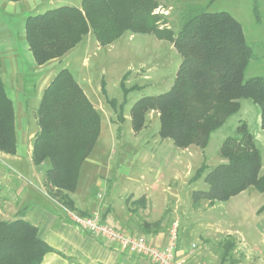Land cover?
I'll return each instance as SVG.
<instances>
[{
	"label": "trees",
	"instance_id": "trees-1",
	"mask_svg": "<svg viewBox=\"0 0 264 264\" xmlns=\"http://www.w3.org/2000/svg\"><path fill=\"white\" fill-rule=\"evenodd\" d=\"M157 6L155 0H83L81 8L64 6L29 16L26 40L36 63L43 66L74 49L91 29L105 46L126 31L172 39L182 57L174 85L169 92L134 105V132L146 127L150 111H157L162 139H172L181 149H206L212 134L240 110L241 100L259 106L264 129V77L245 78L253 53L241 23L229 13H209L192 6L175 37L156 25L153 12ZM1 64L0 54V151L13 155L17 151L15 110L2 80ZM38 117L41 130L35 139L34 164L49 163L46 181L51 194L65 208L73 209L70 195L77 191L82 167L100 138V114L73 74L64 69L44 91ZM238 133L240 138H228L222 145L226 163L206 175L209 189L194 192L195 206L203 200L228 202L250 187L264 195L261 150L246 126ZM206 170H199L195 179ZM23 217L24 213L20 219L0 222V264H43L45 255L54 251Z\"/></svg>",
	"mask_w": 264,
	"mask_h": 264
},
{
	"label": "rangeland",
	"instance_id": "rangeland-1",
	"mask_svg": "<svg viewBox=\"0 0 264 264\" xmlns=\"http://www.w3.org/2000/svg\"><path fill=\"white\" fill-rule=\"evenodd\" d=\"M3 1L6 3L2 5ZM155 1L158 3L153 12L156 25L160 30L173 32L175 37L192 6L209 13L226 12L232 15L241 23L253 53L245 78L264 77V0ZM49 2L39 8V12H30L31 2L25 4L24 0L22 10L15 7L17 10L12 14L11 3L15 2L0 0V26H3L2 30L11 31L3 32L1 36L6 48L11 46L6 36L12 38L22 31L21 14L37 15L64 6L81 8L83 0ZM83 40L63 57L52 60L61 64L60 69L71 62V66L65 68L74 74L90 70L91 92L84 93L101 118L100 138L91 154L97 163H84L80 192L85 196L95 193L94 179L103 182L104 188H111L114 184V192L119 194L114 195L112 203L122 210L128 208L130 212L132 207L127 200L128 193L120 192L133 190L146 180L147 186L156 184L166 192L168 197L163 199L160 208L162 221L166 225L171 222V227L178 224L179 238L185 232L191 235L197 264H264V212L259 213L264 205L263 194L250 187L224 203L203 200L195 206L193 199L194 192L209 189L206 175L218 165L226 163L221 154L222 145L228 138H240L238 130L243 125L261 150L264 168V129L259 106L250 100H241L240 110L212 134L206 149L198 146L181 149L172 139H162L157 111L147 114L146 127L136 133L131 118L134 105L143 98L165 94L174 85L182 57L172 39L158 38L153 32L126 31L121 38L105 46L97 41L91 29ZM24 94L27 105L34 106L33 110L29 109L28 115L39 127V134L38 110L44 92ZM203 167L208 170L201 178L195 179ZM110 192L111 189L107 193L102 192L99 199L101 204L111 198ZM168 200L176 205L167 211ZM68 212L83 218L91 217L81 216L74 207ZM22 213L24 211H19L13 219H20ZM13 219L0 217V222Z\"/></svg>",
	"mask_w": 264,
	"mask_h": 264
},
{
	"label": "crops",
	"instance_id": "crops-1",
	"mask_svg": "<svg viewBox=\"0 0 264 264\" xmlns=\"http://www.w3.org/2000/svg\"><path fill=\"white\" fill-rule=\"evenodd\" d=\"M22 1L24 0L11 3L12 14L17 10L15 7L23 6ZM29 1L32 6L30 12H39V8L50 3V0H25V4ZM5 3L3 1L2 5ZM21 15L22 31L18 35L14 34L12 38L6 36L10 30H2L3 26H0L1 76L7 95L13 101L17 134L16 153L10 155L0 151V217L12 220L19 211H24L23 219L37 227L40 238L54 249L45 255L43 264H154L119 244L107 242L83 231L70 219L68 209L61 203L60 198L51 194L46 181L49 163L45 162L39 166L34 164V144L39 127L28 115L29 109L33 110L34 106L27 105L24 92H44L58 73L70 67L72 63L67 62L63 69H60L61 64L55 61L39 66L26 40L25 24L27 18L32 15L28 13ZM3 32H6L5 36L8 37L6 39L11 41L8 48L2 41ZM70 72L83 92H91L90 70L82 71L80 74ZM28 84L31 85L27 86ZM86 162L95 165L97 163L92 156ZM261 172L264 174V168ZM145 181L133 190L126 189L120 192L128 193L127 200L129 199L132 207L130 212L128 208L122 210L112 203L114 195L119 194H115L114 184L111 188L110 186L104 188V183L97 179H94L93 183L95 193L91 195H83L78 184L77 191L70 195L74 202V210L81 216L99 215L104 223L120 231L155 246L165 247L175 227H171V222L166 225L162 221L160 208L164 203L163 199L168 196L158 185L147 186ZM109 189L112 191L111 198L101 204L102 201L99 199L102 192L107 193ZM167 203L168 211L175 203L172 204L169 200ZM156 223L160 225L155 226ZM193 246L191 235L183 233L178 238V258L185 260L187 264H197Z\"/></svg>",
	"mask_w": 264,
	"mask_h": 264
},
{
	"label": "built area",
	"instance_id": "built-area-1",
	"mask_svg": "<svg viewBox=\"0 0 264 264\" xmlns=\"http://www.w3.org/2000/svg\"><path fill=\"white\" fill-rule=\"evenodd\" d=\"M70 219L83 231L92 236L102 238L111 243L130 250L134 254L143 256L154 264H187L185 260L177 256L178 226L172 230L170 240L165 247L155 246L143 239H139L131 234L123 233L103 222L99 215L91 217H80L72 212H68Z\"/></svg>",
	"mask_w": 264,
	"mask_h": 264
}]
</instances>
